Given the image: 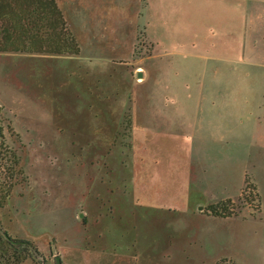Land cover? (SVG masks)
I'll list each match as a JSON object with an SVG mask.
<instances>
[{
  "label": "rangeland",
  "instance_id": "1",
  "mask_svg": "<svg viewBox=\"0 0 264 264\" xmlns=\"http://www.w3.org/2000/svg\"><path fill=\"white\" fill-rule=\"evenodd\" d=\"M57 2L78 56L0 52L21 170L0 254L7 231L39 250L21 264H264V48L233 56L215 0ZM251 10L260 29L264 0Z\"/></svg>",
  "mask_w": 264,
  "mask_h": 264
},
{
  "label": "trees",
  "instance_id": "2",
  "mask_svg": "<svg viewBox=\"0 0 264 264\" xmlns=\"http://www.w3.org/2000/svg\"><path fill=\"white\" fill-rule=\"evenodd\" d=\"M0 52L78 56L81 52V47L75 35L68 27L65 15L57 0H0ZM4 138L5 126L0 124V156L6 160L4 164L0 163V172L4 170L11 172V176L5 180L4 184H1V207L10 197L14 186V179L17 176V172L21 171H17L19 167L17 152L4 144ZM252 188L256 190V187L252 186L248 177H246V187L242 192V196L246 198ZM231 202V199L226 200V203ZM222 204L223 202L212 205V211L215 214L224 216L234 214L231 209L227 206H222ZM4 234L10 244H16H12V249L6 247L4 250L6 252L0 254V258L7 264H21L26 258L19 250V246L22 243L29 245V247L26 246L24 249L26 250L28 247L27 257L33 258L32 254H39L37 247L29 240L14 238L7 231ZM3 243V237L0 235V244ZM9 252L10 254L7 255Z\"/></svg>",
  "mask_w": 264,
  "mask_h": 264
},
{
  "label": "crops",
  "instance_id": "3",
  "mask_svg": "<svg viewBox=\"0 0 264 264\" xmlns=\"http://www.w3.org/2000/svg\"><path fill=\"white\" fill-rule=\"evenodd\" d=\"M254 2L255 0H215L217 26L216 29H211L212 32L217 30L223 38L231 32L236 33L239 45L233 46L232 55L240 57V60L246 55L251 62H255L256 57L261 53V47L264 48V25L260 29L251 27L252 20L249 18L250 15L253 17L251 9ZM235 47L237 51L234 53ZM244 49H246L245 53ZM221 55H219L221 58L228 57L225 54ZM205 58L207 57L203 60ZM149 203L154 204V202ZM83 216L84 213L81 214V217Z\"/></svg>",
  "mask_w": 264,
  "mask_h": 264
},
{
  "label": "water",
  "instance_id": "4",
  "mask_svg": "<svg viewBox=\"0 0 264 264\" xmlns=\"http://www.w3.org/2000/svg\"><path fill=\"white\" fill-rule=\"evenodd\" d=\"M140 77L142 76V73H139ZM56 264H63L62 258L60 255L56 256Z\"/></svg>",
  "mask_w": 264,
  "mask_h": 264
}]
</instances>
